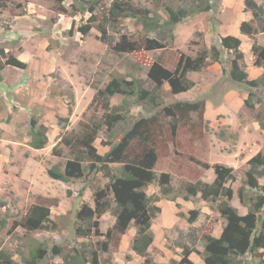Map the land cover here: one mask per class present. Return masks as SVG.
<instances>
[{"label":"rangeland","instance_id":"374dc122","mask_svg":"<svg viewBox=\"0 0 264 264\" xmlns=\"http://www.w3.org/2000/svg\"><path fill=\"white\" fill-rule=\"evenodd\" d=\"M134 1L141 7L158 11L163 19L167 17L165 7L176 4V0ZM257 1L264 5V0ZM7 2V9L0 6V46L24 60L27 67L6 66L0 78V251L10 257L9 262L0 264H27L25 259L29 249L39 242H43L48 249L41 264H61L66 256L74 253V248H81L83 243L100 248L106 241L103 234L115 221L112 213L107 211L95 219L99 222L96 226L100 229L99 234L90 239L77 235V211L83 203L94 206V189L104 187L109 177L103 171L89 170L81 178L64 182L52 178L47 171L57 163L64 168L67 160L73 158L64 137L71 138L85 123L103 120L105 110L94 99L97 90L116 75L138 77L147 85L152 84L147 79L150 65L145 63L146 57L157 59L162 56L164 65L172 68L179 50L194 54L202 44L208 47L214 42L219 44L222 31L241 34L239 25L245 19L241 20L244 16L242 10L239 11L237 0H227L224 24L220 27L223 23V0H212L211 11L193 15L176 25V37L168 40L164 50L116 53L101 39L98 19L88 34L80 31V26L88 24L92 15L102 18L100 10H83L93 6V0ZM104 4L109 6L110 0H105ZM107 30L117 39L120 34L137 40H142L147 34L155 36V32H146L131 17L121 19L117 29ZM257 40L264 44V34H260ZM231 57V54H225L223 63L209 61L204 70L189 74L198 85L177 94L175 99L206 98L217 104L230 89L248 96L245 84L229 78ZM209 81L213 83L208 86ZM256 92L262 100L257 103L256 110L250 111L243 105V108L235 110L237 115L256 120H259L258 116H264V86ZM122 99L123 95L116 94L111 99V106L119 105ZM209 106V117L205 109L203 119L193 113L188 122H181L175 140L168 126L170 118L161 122L165 133L159 139L155 171L158 175L162 172L171 174L172 190L167 195L162 194L158 181L145 188L148 195L160 196L156 204L162 205L164 210L161 217L159 213L153 220L157 240L153 252H150L161 264H171L172 259L179 261L185 245L195 249L190 254L197 262L195 264H204L201 254L204 235L213 233L225 223L219 212L211 208V202L203 200L200 194L194 200L187 199L185 184L198 180L213 181L215 173L212 165L220 162L234 167L236 179L230 184L238 188L244 178L248 158L258 152L257 149H250L247 143H238L236 127L222 123L225 122L220 119L223 113L218 111L217 106ZM150 113V110L138 105L131 109L134 118ZM60 116L68 118L64 121L65 127L58 123ZM32 118L47 126L49 141L42 149L29 145ZM106 129L104 126L99 131L94 142L102 154L111 148L112 142H116L108 137ZM252 135L264 144L257 132ZM118 165L111 164L113 168ZM261 180L264 182V177ZM174 196L175 201L171 199ZM33 204L49 206L51 218L58 228L27 232L20 226L19 220ZM168 204H178L175 215L178 221L171 225L175 216ZM193 209L198 210L199 215L190 223L188 217ZM165 222H169V226L164 227ZM134 231L136 228L132 225L124 241L122 236L118 246L111 245V251L101 253L102 260L108 264L135 263L137 256L130 236ZM191 233L195 236L192 237ZM54 247L60 248V251L54 250Z\"/></svg>","mask_w":264,"mask_h":264},{"label":"trees","instance_id":"16d2710c","mask_svg":"<svg viewBox=\"0 0 264 264\" xmlns=\"http://www.w3.org/2000/svg\"><path fill=\"white\" fill-rule=\"evenodd\" d=\"M244 12H251V20H243L239 29L243 34L255 38L258 32H264V5L257 0H244ZM94 5L83 8L85 11H101L102 18L92 15L89 23L80 26L83 34H88L97 22L101 39L116 53H134L144 50H164L168 40L176 37V25L193 15L211 11L212 0H176V4L165 7L167 17L162 18L158 11L141 7L134 0H110L106 6L105 0H93ZM0 6L9 7L7 0H0ZM131 17L139 23L146 32H155V36L145 35L142 40L132 39L127 34H120L118 39L109 35L107 29H117L120 20ZM219 44L209 47L202 44L196 53L179 50V55L173 67H167L162 56L157 59L146 57L148 69L147 83L138 77L116 75L97 90L95 101L101 103L105 115L101 122L83 124L71 138L64 137L65 145L69 146L73 155L64 165L57 163L48 168V174L64 182L81 178L86 171H103L109 177L104 187L94 189V206L83 203L77 211V235L92 238L100 233L96 218L110 211L115 217L114 224L103 234L106 241L100 248L83 243L81 248H74V253L64 258L61 264H108L102 260V254L111 251V245H119L121 237L133 225L136 234L132 239V249L144 258L141 264H159L150 254L149 247L154 242L153 220L161 212L156 204L160 196L148 195L145 188L158 181L161 193L167 195L172 190L171 174L155 171L158 161L159 139L164 135L162 119L170 118L168 126L172 139L175 140L181 122L186 123L193 113L202 119L206 109V98L197 100L175 99L179 93L192 89L195 81L189 77L190 72L203 70L212 61L223 63L225 54H231L228 75L234 82L245 84L248 96L245 106L250 111L256 110V89L264 86V74L250 79L245 69L244 52L241 50L242 39L234 34L221 35ZM199 43V42H197ZM255 57L254 64L264 69V44L256 41L252 44ZM6 66L26 68L27 63L12 51L0 46V78ZM116 94L123 95L119 105L111 106V99ZM168 96H170L168 99ZM171 101V102H169ZM134 105L150 110L149 115L134 118L131 109ZM259 122L264 127L263 114ZM68 118L59 117L58 123L65 127ZM106 126L111 148L105 153H99L94 142L98 133ZM120 132V134H119ZM31 139L29 145L34 149H42L49 141L47 126L35 118L31 120ZM110 145V144H109ZM120 165L113 168L111 164ZM208 165V164H205ZM247 169L238 188L230 182L235 181L233 166L217 162L212 165L215 173L213 181L198 180L187 182L185 190L187 199L194 200L199 194L205 201L211 202V208L219 212L225 220L221 234L214 236L205 234L202 259L204 264H264V147L247 160ZM238 197L246 207V213L241 214L231 200ZM176 200L174 196L171 198ZM178 206V204H177ZM181 215V213H180ZM199 215L196 209L191 210L188 220L193 223ZM19 225L27 232H41L58 228L51 218V209L43 204L31 205L19 220ZM95 228V229H94ZM191 236L195 235L191 233ZM101 249V250H100ZM60 251V248L54 247ZM195 249L185 245L179 261L172 259L171 264H195L190 254ZM48 249L43 242L29 249L27 264H41L47 256ZM100 251V252H99ZM9 262L10 257L0 251V263Z\"/></svg>","mask_w":264,"mask_h":264},{"label":"crops","instance_id":"0c3cea01","mask_svg":"<svg viewBox=\"0 0 264 264\" xmlns=\"http://www.w3.org/2000/svg\"><path fill=\"white\" fill-rule=\"evenodd\" d=\"M226 2H227V0H223V4H224V8L222 10L223 23L222 22L220 23V27H222V25L224 24L223 15L226 12V4H227ZM237 3L239 4V11L242 10V13H243V16H244V18H242L241 20H243V19L251 20L253 18L252 13L251 12H244L245 2L244 1L242 2V0H237ZM175 31H176V29H175ZM234 33H236V32H234ZM227 34H232V33H228V31H222V35H227ZM260 34H264V32H258L255 38H251L248 35L243 34L242 32H241V34H234V35L239 36L242 39L241 50L244 52L245 69L249 73V78L250 79L258 78V77H260V76H262L264 74L263 67L256 66L254 64L255 57H254L253 52H252V44H253L254 41L257 40V37H260ZM250 38L253 39V40H250ZM257 43L258 44H263L262 42H259L258 40H257ZM212 44H217V43L214 42ZM210 61H212V60L210 59ZM214 62H216V61H214ZM198 72H200V71H198ZM191 73H193V72H190L189 74L191 75ZM189 77L192 80H194L192 78V76H189ZM194 81H195V86L194 87H196L198 85V82L196 80H194ZM212 83L213 82L209 81L207 83V85L209 86ZM243 94L241 95L239 90L230 89V90L226 91V93L223 96L222 101L216 102L217 104H215L213 101H210V99H208L207 103H206V116L209 117V115H208V108L210 107L209 105H212V107H216L217 106L218 111L223 113V115L220 117V119L225 120V122H222V123H224L227 126L236 127V129L238 130V132H239V141H238V143H242L243 145H245V143H247V144H249V148L250 149H257L259 151L261 148L264 147V144H261V142L258 141L256 139V137L252 135V133L253 132H257L261 136V140L264 141V127L261 126L259 120L249 119L250 117L237 115L235 113L236 109H241V108L244 107L243 105H245V99L247 98V96L245 94L244 95ZM260 102H256L255 103L256 107H257V103H260ZM226 109H227V111H225ZM263 121H264V116H263ZM229 129H231V128H229ZM260 181L264 184V182L261 179H260ZM168 202L171 203L173 201H168ZM231 203H232L233 206L238 208V210H239V212L241 214L246 213L247 209H246V207L244 205H242V203L240 202L238 197H234L231 200ZM168 205H170V207L172 209L173 216H175L176 215V211H177L176 210L177 206H175L176 204L175 205L168 204ZM160 208H161V212H159L160 213L159 217H161V215H163L162 211H164L162 205H160ZM177 221H178V218L175 216V220H173V222H171L170 225L174 224V223H177ZM163 226L164 227L169 226V222L168 223L167 222L163 223ZM152 228L154 230V223L152 225ZM222 228L223 227L220 226V228L218 230L215 229L214 232L211 233V234L214 235V236H219L221 234ZM135 234H136V231L132 232V234L130 235L132 239L135 236ZM126 235H127L126 233L123 235L122 241H124ZM154 235H155L154 236V242L149 247V252H151V253L153 252L152 249L155 246V243H156V240H157V235L155 234V231H154ZM156 248L159 250V248L157 246H156ZM136 256H137L136 262L135 263L132 262V264H141L143 262L144 258L142 256H140L139 254H137V253H136ZM154 259L159 264H161V262L159 261V259L157 257H155ZM191 259L195 262V260L193 258H191ZM195 263H197V262H195Z\"/></svg>","mask_w":264,"mask_h":264}]
</instances>
